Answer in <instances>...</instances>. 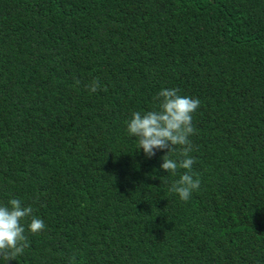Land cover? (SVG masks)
Returning <instances> with one entry per match:
<instances>
[{
	"label": "trees",
	"instance_id": "trees-1",
	"mask_svg": "<svg viewBox=\"0 0 264 264\" xmlns=\"http://www.w3.org/2000/svg\"><path fill=\"white\" fill-rule=\"evenodd\" d=\"M164 88L200 101L186 202L126 131ZM12 198L45 228L0 264H264V0H0Z\"/></svg>",
	"mask_w": 264,
	"mask_h": 264
},
{
	"label": "clouds",
	"instance_id": "clouds-1",
	"mask_svg": "<svg viewBox=\"0 0 264 264\" xmlns=\"http://www.w3.org/2000/svg\"><path fill=\"white\" fill-rule=\"evenodd\" d=\"M87 87L92 93L103 88L99 78ZM179 93L178 88L161 89L153 97L154 110L143 114L133 112L126 131L136 138V150L142 149L147 158L154 156L157 150H166L161 157L163 162L160 167L167 173L175 177L178 169L186 170L169 187L170 193L177 194L181 201L186 202L200 186L198 176L193 178L195 159L190 155L194 150L190 137L196 132L192 116L200 101ZM173 153L177 159L170 158ZM28 218L27 232L36 234L45 228L44 221L33 215V208L23 206L19 199L12 198L7 204H0V258L5 262L16 260L30 246L25 225L21 223Z\"/></svg>",
	"mask_w": 264,
	"mask_h": 264
},
{
	"label": "bare ground",
	"instance_id": "bare-ground-1",
	"mask_svg": "<svg viewBox=\"0 0 264 264\" xmlns=\"http://www.w3.org/2000/svg\"><path fill=\"white\" fill-rule=\"evenodd\" d=\"M22 135V134H21Z\"/></svg>",
	"mask_w": 264,
	"mask_h": 264
}]
</instances>
